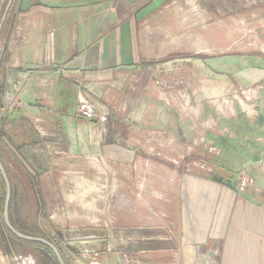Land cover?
Returning a JSON list of instances; mask_svg holds the SVG:
<instances>
[{
  "label": "crops",
  "instance_id": "crops-1",
  "mask_svg": "<svg viewBox=\"0 0 264 264\" xmlns=\"http://www.w3.org/2000/svg\"><path fill=\"white\" fill-rule=\"evenodd\" d=\"M194 1L184 5L193 2L196 9L197 3L219 19L234 13L242 20L251 18L257 21L253 35L264 34V0ZM17 2L4 29L0 80V160L10 182V194L18 179L40 196V210L93 208L97 201L93 192L99 191L95 183L75 184L69 190L61 181L56 187L58 174H118V183H106L102 188L120 191L115 198L112 193L106 197L105 203L114 204L109 220L117 222L116 232L128 242L119 251L110 247L100 250L94 244L99 242L90 241L96 264H264L263 108L256 119L263 133L256 139L259 145H249L255 151L240 157L230 153L227 160L233 163L242 157L249 166L256 186L249 191V200L248 195L226 186L224 178L201 174L207 162L190 159L191 151L202 157L206 144L200 128H186L191 118L185 113L186 100L171 99L164 93L155 96L153 70L182 68L184 60L200 64L196 59L202 44L193 41L197 35L173 36L172 42H178L171 46L173 49H168L165 35H159L157 41L162 44L154 51L148 29L146 37H137L140 28L148 27L151 14L158 15L172 5L182 11L181 2ZM168 57L178 59L170 62ZM236 61L230 57L206 60L208 66ZM238 61L262 63L264 57H239ZM263 79L264 72L247 73L240 84ZM136 87L137 94L133 92ZM80 95L94 105L97 119L85 120L78 114ZM243 108L250 113L249 106L243 104ZM6 163L15 165L20 176L11 177ZM80 191L92 195H73ZM59 193L62 199L53 197ZM11 200L12 194L11 208L17 210ZM5 201L1 203L3 209ZM94 218L89 215L73 222L93 223ZM151 233L165 241L148 247ZM48 238L65 264H90L87 256L72 253V258L65 254L64 243ZM5 245L0 234V264H10Z\"/></svg>",
  "mask_w": 264,
  "mask_h": 264
},
{
  "label": "rangeland",
  "instance_id": "rangeland-1",
  "mask_svg": "<svg viewBox=\"0 0 264 264\" xmlns=\"http://www.w3.org/2000/svg\"><path fill=\"white\" fill-rule=\"evenodd\" d=\"M8 1L9 0L0 1V80L4 63V29L9 23L10 14L13 13L16 3H18L17 0L12 1L13 4L7 13V18L2 24V15L8 6ZM179 1L181 2L182 11L176 8V5H172L160 11L158 15L155 13L151 14L148 27L143 26L144 28H140L137 37L140 40V37H142L141 35L144 34L146 37L148 29L150 32L148 36L154 40L150 41L152 50L154 51L158 48L159 44H162V42H159L160 40L157 41L159 35H165V42H167L168 49H173L171 46L178 43L172 42L173 36L176 38L178 36L185 38L184 36L189 33L197 35L198 39H193V41H199L200 44H202L200 46L199 59H196L200 61V64L197 66L193 64L194 62L192 60H184V62L181 63L183 64L182 68L164 69L163 67V69L153 70L154 76L152 78V83L153 87H155V96L158 97L164 93L165 96H170L171 99L184 98V100H186L187 105L185 113L191 117L186 121V128H200V131H203L205 134L204 143L206 144L205 152H199L202 154V157L198 156V152L191 151L189 155L190 159H192V161L204 160L207 162V165L201 174L213 178H224V184L226 186L233 190H238V192L241 194L243 193L244 196L248 195V197H246L252 200L249 191L256 190L254 189L256 186L254 185V187L246 189L245 191H241L240 187L241 179L246 177L253 179L252 172L248 168L249 166L247 167V165L244 164V161L241 160L242 157L233 163H229L228 161H230V153L234 155L237 154L238 157H240L245 154L246 151L253 152L254 148L250 146L258 144L256 143V139H259L263 134L262 128L259 127L260 122L258 123L256 119L260 117V108H263L264 112V79L259 83L250 82L246 86L241 85L240 82L243 81V77L247 75V73L262 75L264 72V62L243 64V62L240 63L238 59L239 57H264V34H258L257 36L253 35L252 31L255 28L254 23L256 24L257 21L251 18L242 20V16L234 13L226 18L219 19V17H211L204 8L197 7V3L195 5L196 9H194V7H192L193 2H195L194 0ZM186 1L193 2L192 4L184 5ZM191 17L195 20L188 19ZM183 20L187 21L185 22ZM182 41L185 42L186 40ZM226 57L237 59V61L232 65L221 64L218 66H208V61L206 62V60H211V58L217 60ZM176 59H178V57H168L167 61L171 62ZM178 64L180 63L178 62ZM138 88L139 87H136L133 92L137 94ZM253 94L256 97H254ZM259 97L261 100H259ZM243 104L249 106L250 113L243 108ZM172 109L174 110V108ZM194 115H197L198 119H196ZM201 139L202 136L198 138V140ZM208 142H213L215 145H208ZM214 146L221 149V152H219L218 149L214 150ZM212 148L213 150H209ZM9 156L14 158V156ZM2 158L5 162L7 161L6 154L3 153ZM10 160L15 162L16 159ZM191 168H193V166ZM16 170L15 165H13V167L9 166L8 171L11 177L17 178V176H20L17 174L18 170ZM194 171L195 170L191 173ZM15 179L13 180L15 181ZM16 180L17 183H15V188L11 193V201L14 203L13 208L15 207L17 209L13 211L17 212V217H19L20 220L18 223L22 224L21 222L25 221H27L29 225L34 223L39 232H41V235L56 238L57 243L60 245L64 243L62 248L64 252H66V255L72 257L73 253L77 256H82L83 253L94 252L91 251L93 249L91 248L92 245L88 246L90 241L99 242L94 244L95 247L99 245L98 248L100 250L110 247L120 251L125 244L127 245L128 239L116 232L117 222H111L109 220L111 216L109 210L110 208L113 209L112 206L114 204L111 203L112 205H109V203H105L106 197L110 198L112 193L115 198L120 191L119 189L107 190L102 188L103 184L106 183H118V174L99 173L88 176L82 175L81 173H75L73 176H60V174H58L55 183L56 187L59 183L62 184L61 181H63L64 185L69 186V190H72L75 184H88L90 181L95 183L99 190L93 192L94 195H97L96 205H93V208H72L68 211L59 210V212L56 209L48 211L45 208V210H40L38 205L40 196H37L28 186H25L21 180ZM0 185V190H2L1 203H3L5 201V187L1 176ZM88 193L89 192L86 191H80L78 193L74 192L73 195L81 198V196L88 195ZM90 194L91 193H89V195ZM54 196H59L62 199L61 193H59V195H53V197ZM89 199V197L86 199L88 203ZM35 201L36 203H34ZM1 203L0 234L5 241V246L8 247L10 251L8 258L10 264H55L57 260L51 261L45 257L48 252H45L44 248L41 249L32 244H20L18 241H14V238L10 237L8 227L4 223V209ZM93 203H95L94 200ZM36 204L38 205L37 208L35 207ZM89 215H94L95 218L93 219V223L73 222L80 221V217H89ZM56 232L61 234V236H59L61 237L60 239L56 237ZM92 236L95 237L92 238ZM150 236H152V238L149 239L148 247H155L158 243L161 244L165 241L155 238L157 235L154 233L149 234L148 237ZM69 248L74 252L70 251Z\"/></svg>",
  "mask_w": 264,
  "mask_h": 264
},
{
  "label": "water",
  "instance_id": "water-1",
  "mask_svg": "<svg viewBox=\"0 0 264 264\" xmlns=\"http://www.w3.org/2000/svg\"><path fill=\"white\" fill-rule=\"evenodd\" d=\"M13 0H9L8 2V6L3 14V20H2V24L3 22L5 21V19L7 18V13L9 12L10 10V7L11 5L13 4L12 2ZM1 24V25H2ZM0 174H1V177L2 179L5 181V185H6V201H5V204H4V222L5 224L7 225L8 227V230L13 234V236L16 238H19L23 241H26V242H36V243H39V244H42L43 246L45 247H48L54 254H55V257L57 259V262L58 264H65L64 262V259L62 257V255H60V253L57 251V249L49 242L47 241L46 239H42V238H37V237H27V236H24L22 234H20L19 232L15 231L11 224H9V220H8V216H9V202H10V198H11V194H10V182H9V179L7 178V175H6V170H5V167L4 165H2L1 161H0Z\"/></svg>",
  "mask_w": 264,
  "mask_h": 264
},
{
  "label": "trees",
  "instance_id": "trees-1",
  "mask_svg": "<svg viewBox=\"0 0 264 264\" xmlns=\"http://www.w3.org/2000/svg\"><path fill=\"white\" fill-rule=\"evenodd\" d=\"M8 209H9V216H8L9 224H11L12 228L15 231H17L20 234H22L24 236H27V237H31V236L32 237H38V238H42L44 240L46 239V240L49 241V238L47 236L41 235V232H39L38 228L36 227V225L34 223L33 224H30V225H29V223H27V221L21 222L22 224L18 223L20 220H19V217H17L18 216L16 214L17 212H14L11 209V202H10V205H9V208ZM9 235H10V237L14 238V241H18V243H20V244H27V245L32 244V245H35L37 247H40L41 249L44 248L45 252H48L45 257H47L48 260H51V261L56 260L53 252H51L48 247H45L42 244H39V243H36V242H26V241H23V240H21V239H19L17 237L15 238L10 231H9ZM51 244L54 245V243H52V242H51ZM55 264H58V263L55 262Z\"/></svg>",
  "mask_w": 264,
  "mask_h": 264
},
{
  "label": "built area",
  "instance_id": "built-area-1",
  "mask_svg": "<svg viewBox=\"0 0 264 264\" xmlns=\"http://www.w3.org/2000/svg\"><path fill=\"white\" fill-rule=\"evenodd\" d=\"M79 107H78V114L84 118L85 120H95L97 119V114L94 108V105L92 103H90V101L88 99H86L84 96L82 97V95H80L79 97ZM9 106V105H8ZM12 106H10V108H12ZM211 145V144H210ZM213 150V148L211 149ZM214 150H217L216 148ZM240 187H241V191H245L246 189H249L251 187H254V180L252 178H243L240 180ZM85 253H83L84 255ZM85 256L88 257V259L90 260V264H96L95 260V256H94V252H86Z\"/></svg>",
  "mask_w": 264,
  "mask_h": 264
},
{
  "label": "bare ground",
  "instance_id": "bare-ground-1",
  "mask_svg": "<svg viewBox=\"0 0 264 264\" xmlns=\"http://www.w3.org/2000/svg\"><path fill=\"white\" fill-rule=\"evenodd\" d=\"M80 243H83V242H80ZM85 251V250H84Z\"/></svg>",
  "mask_w": 264,
  "mask_h": 264
}]
</instances>
